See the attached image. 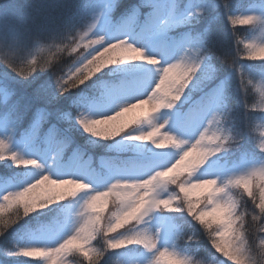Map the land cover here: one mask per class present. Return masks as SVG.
Listing matches in <instances>:
<instances>
[{"label": "clouds", "instance_id": "1", "mask_svg": "<svg viewBox=\"0 0 264 264\" xmlns=\"http://www.w3.org/2000/svg\"><path fill=\"white\" fill-rule=\"evenodd\" d=\"M253 3L0 0V264H264Z\"/></svg>", "mask_w": 264, "mask_h": 264}, {"label": "trees", "instance_id": "2", "mask_svg": "<svg viewBox=\"0 0 264 264\" xmlns=\"http://www.w3.org/2000/svg\"><path fill=\"white\" fill-rule=\"evenodd\" d=\"M251 3H253V0H249V4H251ZM62 11H63V9H61V8H58V9H57V12H62ZM222 35H223L222 30H219V29H218V30H217V36H222ZM215 38H216V37H214V39H215ZM226 75H227V70H225V69H221L220 72H219L218 79H223ZM209 86L212 87L211 84H210ZM229 91H230V92L232 91L231 87L229 88ZM234 102L238 105V104H239V98H238V97H234ZM0 103H4L3 100H0ZM6 103H9V100H8ZM29 116H31V113H29ZM5 120H7V118H5ZM7 121H8V120H7ZM76 140H77L78 143H79V142H82V140H81V138H80L79 136L76 137ZM96 151H97V154L100 153V149H97Z\"/></svg>", "mask_w": 264, "mask_h": 264}, {"label": "rangeland", "instance_id": "3", "mask_svg": "<svg viewBox=\"0 0 264 264\" xmlns=\"http://www.w3.org/2000/svg\"><path fill=\"white\" fill-rule=\"evenodd\" d=\"M251 6H253V7H259L256 4H253ZM209 87H211V86H209ZM7 101H8V99L7 100H4L3 99V102L4 103H6ZM179 118H180V116L178 115L177 119H179ZM7 124H8V121L7 120H5V119L0 120V126H6ZM25 139H27V138L25 137ZM134 259H135L134 255L133 254H129V260L131 261V260H134Z\"/></svg>", "mask_w": 264, "mask_h": 264}, {"label": "snow or ice", "instance_id": "4", "mask_svg": "<svg viewBox=\"0 0 264 264\" xmlns=\"http://www.w3.org/2000/svg\"><path fill=\"white\" fill-rule=\"evenodd\" d=\"M211 77L209 76V79H210ZM2 98L4 99V100H7L8 99V96H7V93H3L2 94Z\"/></svg>", "mask_w": 264, "mask_h": 264}]
</instances>
